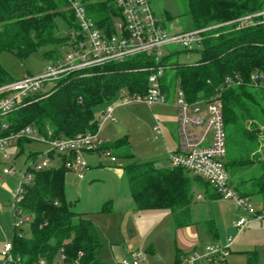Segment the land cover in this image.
<instances>
[{
	"label": "trees",
	"instance_id": "obj_1",
	"mask_svg": "<svg viewBox=\"0 0 264 264\" xmlns=\"http://www.w3.org/2000/svg\"><path fill=\"white\" fill-rule=\"evenodd\" d=\"M71 1L0 0V55L10 52L26 60L42 52L47 62L59 60L60 50L68 48L69 38L57 35L56 19L65 18L71 30L78 26L70 9ZM77 1L99 29L114 32L112 23L120 19L115 0ZM181 1L182 16L190 17L192 30L235 21L264 10V0ZM239 28L238 23H234L206 34L199 46L200 60L194 65L180 64L175 59L179 51L166 56L160 64L167 69L162 90L169 98L180 88L191 103L214 99L222 102L228 140L226 167L232 186L242 197L261 196L264 199V25ZM153 66L151 58L138 56L124 63L76 72L49 92L29 96L15 111L0 119V138L26 127H33L42 134L51 131L54 138L95 133L106 103L125 94L129 97L146 94L149 73L141 70ZM254 75L263 76L258 86L252 81ZM238 77L242 84L226 83ZM10 82L12 78L0 65V86ZM2 124H6L7 129H2ZM22 140L17 144L20 147L29 142ZM105 151L125 160L135 156L126 138L103 145L97 152ZM31 157L36 158L37 154ZM59 157L62 166L33 172L31 184L26 185L23 199L14 209L15 213L31 218L27 221L30 237L14 234L15 264H40L42 261L55 264L62 256L64 264L75 261L101 264L99 256L103 245L97 229L67 201L65 182L69 170L64 158ZM50 158L54 160V154ZM124 170L138 210L168 209L174 215L177 228L191 223L195 186L218 195L206 182L187 177V172L181 168H158L153 163L139 161L127 165ZM104 211L108 212L109 206ZM191 254L178 253L176 264H184V258ZM248 264H257V261L250 256Z\"/></svg>",
	"mask_w": 264,
	"mask_h": 264
},
{
	"label": "built area",
	"instance_id": "obj_2",
	"mask_svg": "<svg viewBox=\"0 0 264 264\" xmlns=\"http://www.w3.org/2000/svg\"><path fill=\"white\" fill-rule=\"evenodd\" d=\"M115 6L120 13V22L117 24L113 21L114 32L108 33L97 27L79 1L72 0L70 9L75 15L78 26L72 29L69 35L68 51L65 57L62 61L59 59L49 63L47 70L39 76L24 77L22 80L0 86V119L15 111L29 96L49 92L50 90L47 91L49 84L54 87L76 72L124 63L138 56L149 57L154 63L153 67L141 70L149 73L147 92L143 96L128 97L123 104L134 100L146 104L150 109L164 105L167 99L162 90V80L167 69L160 64L171 53L169 50L184 48L193 51L194 45L199 47L203 43L206 34L234 23H238L240 28L264 25V10H262L235 21L213 24L186 32H170L154 14L149 0H115ZM214 36L218 37L219 34ZM176 51L178 50L175 49L172 52ZM262 78L263 76L254 75L252 77L254 85L258 86V81ZM226 83L240 85L242 80L239 77L236 80L230 78ZM175 94L178 95V100L174 104L178 110L179 145L175 152L168 154L171 166L192 173V176L205 181L220 197L232 201L246 214L253 216L254 221L264 222V206L261 210L254 211L249 204L250 199L242 197L232 186L226 167L228 140L222 102L214 99L191 103L180 88L176 89ZM114 109L115 106H107L104 109L99 117L98 129L107 121H115ZM2 129H7V125L2 124ZM154 130L158 137L162 136L160 127L156 126ZM97 133L98 130L95 133L73 138H54L51 131L42 134L33 127H26L18 133L0 138V151H3L7 145H17L22 139H37L52 147L51 151L42 153L41 156L30 161L28 170L19 179V185L14 193V209L23 199L27 183L32 182L33 172L52 167L51 154L63 157L64 165L69 171L80 173L86 170L87 165L82 160L83 153L97 152L103 146ZM114 161L115 158H112V162ZM14 174V169L4 171V175L13 176ZM83 178V175H79V179ZM15 214V228H21L20 219L23 215ZM249 224L248 218H241L237 221L236 227L242 231ZM12 251V242L5 243L1 251L3 264H15ZM202 258L213 264H224L225 252L217 246L206 247L201 254L195 253L184 258L183 263L192 264ZM64 259L62 256L61 260ZM71 264H79V262L75 261ZM121 264H140V255L131 260H124Z\"/></svg>",
	"mask_w": 264,
	"mask_h": 264
},
{
	"label": "rangeland",
	"instance_id": "obj_3",
	"mask_svg": "<svg viewBox=\"0 0 264 264\" xmlns=\"http://www.w3.org/2000/svg\"><path fill=\"white\" fill-rule=\"evenodd\" d=\"M149 2L156 17L165 23L171 32H186L193 29V22L190 17L182 16L184 6L181 0H149ZM115 21L118 24L120 19ZM56 23L57 35L63 39L69 38L72 31L69 22L63 17H58ZM175 49L179 51L175 55V59L182 65H194L200 60L201 48L196 45L193 46V52L187 53L188 50L185 51L184 48H173L169 52ZM67 51V47L60 50L62 55L60 61L63 60ZM41 53H35L26 60H20L10 52H3L0 55V65L14 82L28 76H39L47 70L49 63L55 62H47L43 59ZM52 88L53 85L49 84L47 91ZM128 97L127 94L122 98L117 96L106 103V107H116L114 111L115 121L103 123L98 129L97 136L102 145L112 144L123 138L128 139L135 155L134 158L125 160L115 157L110 152L99 153L93 151L83 153L82 160L87 165V169L80 173L76 171L67 172L65 182L66 199L76 206H73V209L84 213L85 217L91 220L97 228L98 235L103 243L99 256L101 264H121L124 260H130L132 257L129 254H124L122 249L123 246L129 248V245L137 242V238L142 240L141 245L138 241L139 246L134 244V247L131 246L133 248L130 249H132L131 251L140 249L143 261L148 257L151 260V256L146 253V250L154 243L159 254V259L155 260L154 264L158 262H160L159 264L161 262L173 264L177 230L169 210L149 211L145 213L146 215L142 217L143 219L139 224L133 222L132 217H129L134 225L133 232L121 230V234L127 239L124 244L120 242V248L116 246V243L118 245L119 242L113 241L116 247L112 249L111 244L104 237L108 234L112 235L114 233L115 236L118 234L115 229L118 227L119 220H122V216L112 215L111 211L106 213L103 208L109 200L116 201L117 198L114 194L118 195L119 191L129 188L125 185L127 176L124 168L139 161L154 162L157 167H166L169 164L167 161V158L169 159L168 153L173 151L178 144V110L174 104L178 100L177 94L172 96L173 98L170 99L168 104L161 105L162 107L158 106L153 110L139 101H126L123 104ZM158 110H162V113H158ZM156 126L160 127L163 132V137L159 139L156 138L157 134L154 132ZM22 141L24 143L29 141L23 145V149L18 145H7L3 151H0V245L6 240L12 242L15 233H21L26 238L31 236V229L27 222L31 219L29 215H24L20 219L22 230L15 228L14 193L19 185V179L28 170V165L32 160L31 155L41 156L42 153L52 150L50 144L40 142L37 139H24ZM54 158L55 161L51 163L52 166H62L61 158L56 154H54ZM112 158H115L114 162H112ZM226 160H228V157ZM12 169L15 170L13 176L4 175L5 170ZM79 175L84 176L83 181L79 180ZM192 175V173H189V176ZM1 176H4L5 179L1 180ZM29 184L31 182L27 183V185ZM197 194L203 195V190L197 191L195 195ZM112 196L114 198H111ZM196 200L198 203L197 210L205 208L208 204L205 199L202 201ZM249 204L254 211H259L264 206V199L261 196L253 197L250 199ZM206 207V210L203 209L202 211V216L199 217H205L208 210L213 213L218 238L214 239L209 236L204 225H197L200 238L198 243L203 250L206 247H220L225 252V260H228L232 251L234 252L236 248L250 249L249 251L256 250L257 263L264 264V223L254 221L253 216L246 214L245 211L224 197L214 200ZM197 213L198 211H196ZM241 218H248L250 224L239 231L236 223ZM120 255L125 256V259L118 260L117 257ZM235 261V264H247L246 255L244 253L238 254ZM0 264H3L2 259H0ZM55 264L64 263L58 258Z\"/></svg>",
	"mask_w": 264,
	"mask_h": 264
},
{
	"label": "crops",
	"instance_id": "obj_4",
	"mask_svg": "<svg viewBox=\"0 0 264 264\" xmlns=\"http://www.w3.org/2000/svg\"><path fill=\"white\" fill-rule=\"evenodd\" d=\"M175 92H176V90H175ZM175 92L173 93L172 96L175 95ZM171 98H173V97H169L168 98L166 96V99H167L166 100V104H168L170 102V99ZM166 104H164V105H166ZM156 107H158V106H156ZM156 107H154V108H156ZM160 107H162V106L160 105ZM154 108H151V110H153ZM114 111H115V109H114ZM158 111H159L158 113H162V110H158ZM114 113H113V115H114ZM114 119H115V117H114ZM154 132H155V130H154ZM161 137H163V132H162V136H160V137L157 136L156 138L159 139ZM178 145H179V134H178V144H177L176 148L173 151H170V152H175L177 150V148H178ZM21 148L23 149V147H21ZM54 161H55V158H54L53 162ZM167 161H168L169 164L166 167H163V168H172V166H171L168 158H167ZM146 163H153L156 166V164L154 162H146ZM158 168H160V167H158ZM186 175L190 179L195 178L194 176H189V173L188 174L186 173ZM126 176H127V174H126ZM120 178H122V176H120ZM4 179H5V177L4 176H1V180H4ZM79 180L80 181H83L84 178L83 179H79ZM125 181L128 182V184H126V182H125V185L127 187L129 186V188L128 189L124 188V190L121 191V192L119 191L118 195L114 194L115 198H117L116 201L115 200H112V199L109 200V202L106 203L105 206H104V208H103V211H104V209L109 206V211H111L113 213L112 215L118 214V215H121L122 216V220L121 221L119 220L118 227H117V229H115V232L117 231L118 234L116 236H115L114 233L112 235H109V234L108 235H104V237L106 238V241L111 244L112 249L114 247H116V246L120 248V246H121L120 245V242L122 244L125 243V240L127 238L125 239L124 235L121 234V230L122 229L125 230V231H128V232H133V226H134L133 225V222H136V223L139 224L140 221L143 219L142 217H144V215H146L145 213H147L149 211H159V210H165V211H167L168 210V209H157V210H146V211L138 210V208L136 207L135 202L133 200L132 194H131L130 184H129L128 177L125 178ZM202 182L204 184H206L205 181L202 180ZM199 190H201V191L203 190V195H201V194L195 195L196 192L199 191ZM114 196H112L111 198H114ZM218 198H220V196L214 194L213 191L210 190V191L207 192V191H205L203 189V187L195 186V188H194V201H193V204H192V207H191V223H190V225H188L186 227H183V228H177L174 215L169 210L171 212V216H172V219H173L175 228L177 230V232H176V234H177V237H176L177 240H176V249H175V259H174V263L173 264H176V259H177V254L178 253H181L182 255H186V254H191L192 253L191 255H193L195 253L201 254L203 252V249L199 246V243H198L199 240H200V238H199V234H198V231H197V225H199V224L204 225V227L206 229V233L209 236L213 237L214 239L218 238V230H217V227L215 225V218H214L213 213L210 212V210H208V212L206 213L205 217H199V216H202L203 209L207 208L206 206L208 204H210L211 202H213L214 200H216ZM196 199H198L199 201H202V200L205 199L206 203L208 202V204H206L205 208L199 209L201 212L199 210H197L198 203H197V200ZM73 206H75V205H73ZM74 211L76 213H78V214H80V215H82V216L85 217V214L84 213L78 212L75 209H74ZM109 211L106 212V213H110ZM196 211H198L197 214H196ZM129 217H132L133 222L130 221ZM86 219H88V218H86ZM259 223H261V222H259ZM262 223H264V222H262ZM213 229L215 230V232L212 231ZM258 229H262V228H258ZM98 237H99V235H98ZM99 240H100V237H99ZM113 241L119 242L118 245L116 243V246H114L115 244L113 243ZM138 241H140V245H141V241L142 240L140 238H137V242L134 243L137 246H139ZM7 242H9V241L6 240L5 242L1 243V245H0V259H2V257H1V251H2L5 243H7ZM100 242H101V240H100ZM101 244L103 245L102 242H101ZM134 244L129 245L130 246L129 248L127 246H125V247L123 246V249H122L124 254H126V255L129 254V256L132 257L131 259H134L138 255H140V264H142V263L143 264H154L155 260L159 259V254H158V251H157L156 246H155L154 243H152L149 246V249L146 250V253L150 254V256H151L150 259L151 260H149V257H148V259H145V261L142 260V253L140 252V249H137L135 251H131L132 249H130V248H133L134 247ZM131 246H133V247H131ZM234 250L235 251L234 252L232 251L231 256L228 257V260H226L224 262V264H235V262H236L235 261V257L238 254H243V253L246 255L247 264H248V259H249L250 256L251 257H254V259L257 261V251L256 250L255 251H253V250L249 251L250 249H241V248H238V249L236 248ZM121 258L124 260L125 259V256H123V255L121 256L120 255V256L117 257L118 260H121ZM159 263L160 262H158L156 264H159ZM161 264H172V263H169V262L168 263L167 262H161ZM192 264H212V263L207 262V261H205V259L202 258V259L196 260Z\"/></svg>",
	"mask_w": 264,
	"mask_h": 264
}]
</instances>
